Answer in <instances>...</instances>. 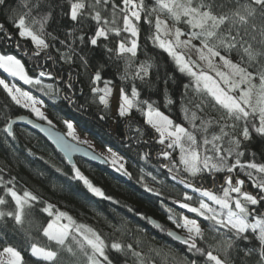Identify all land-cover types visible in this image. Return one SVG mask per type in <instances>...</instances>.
I'll return each instance as SVG.
<instances>
[{"label":"snow or ice","instance_id":"1","mask_svg":"<svg viewBox=\"0 0 264 264\" xmlns=\"http://www.w3.org/2000/svg\"><path fill=\"white\" fill-rule=\"evenodd\" d=\"M149 43L156 55H148ZM161 54L168 58L163 71ZM40 61H62L77 78L86 75L88 103L101 110L110 109L114 95L109 70L128 84L119 89L116 114L133 132L129 147L133 140L147 145L149 133L162 146L153 167L182 186L172 204L186 210L160 201L174 228L133 208V218L97 209L105 233L52 202L83 189L91 202L120 204L77 166L76 152L129 179L133 172L112 147L96 153L72 120L62 121L65 133L55 131L34 93L55 99L63 91L70 104L79 98L69 94L71 79L67 91L45 83L59 73ZM0 97V146L12 159L19 160L12 117L24 109L35 117L27 123L47 132L71 165L68 172L55 168L66 179L46 193L13 174L11 160L0 162V264H264V0H0ZM134 113L142 121L133 129ZM137 157L152 164L151 151ZM149 181L163 184L139 167L136 182L161 197Z\"/></svg>","mask_w":264,"mask_h":264},{"label":"trees","instance_id":"2","mask_svg":"<svg viewBox=\"0 0 264 264\" xmlns=\"http://www.w3.org/2000/svg\"><path fill=\"white\" fill-rule=\"evenodd\" d=\"M156 52L152 51V46L148 44V55H156ZM143 58V57H142ZM166 55H160L161 71L167 64ZM45 64L47 70L53 72L54 76L59 73V77L55 80H48L54 83V86H59L61 89L67 91L65 84L68 80H72L75 84V88L70 91V95L75 93V97H78L75 104H70L63 99V91L58 98H49L42 93H34L39 98L43 99L47 109L48 116L55 122H61L64 119H70L76 125L77 130L87 135L97 146L108 148L112 147L113 150L120 152L128 158L129 170L133 172V178L121 176L109 165H95L89 162H85L78 158L75 159V163L81 170L92 179L98 186H101L108 194L112 195L115 199L120 201L118 205H110L108 202H100L96 204L91 202V198L84 192L83 189L75 196L70 195L67 191L61 195L52 197V202L59 201L57 207L61 210H72L71 214L77 218L80 222L87 223L98 229H101L105 233L109 231L105 225V221L102 215L97 214V209L103 212L104 215H108L115 211L117 214H123L133 218L131 213H128V208L137 209L148 216L159 221L161 225L167 228H174V225L170 221H167L166 214L161 207L160 201L166 200L168 206L175 207L177 211L180 210L178 205H173L172 200L179 198V192L182 186L173 187L172 183H169V179L160 174V170L153 167L156 162V153L162 147L150 139L151 133H149L146 139H149V143L144 147L137 145L133 140L131 147L128 145L126 137L133 135V132L127 127L125 120L119 118L117 114L111 115L109 110H101L102 106L97 104L89 105L88 101L91 100L92 94L89 90L88 77L83 75L79 78L76 77L75 67L71 70L68 69L66 64L61 61L53 65L50 61H40ZM170 67V66H169ZM71 71L73 75L70 77L68 72ZM82 71V70H81ZM105 78L113 80L114 86L128 88V84L121 82L119 77L115 74V70H109L105 74ZM103 86L102 84L100 85ZM28 89V86H26ZM83 89V92L79 91ZM142 96H147V93H142ZM153 99H159L153 96ZM0 103H3L2 97H0ZM79 104H84L83 109L79 108ZM28 114L27 110L18 109L17 115ZM137 118V123L133 125V129L139 126L142 118L139 114L134 113ZM2 115V113H0ZM105 116V119H100V116ZM171 115L178 122L180 121V113L177 109L171 110ZM16 116V115H14ZM13 116V117H14ZM15 131L19 137L18 155L19 160H14L8 154V151L4 146H0V162L11 160L13 174H16L23 178L24 181H28L29 185L39 189L41 191H47L53 188V185L63 183L65 177L55 171L56 167L63 169L64 172H68L71 165L60 155L43 137L29 131L28 129L14 126ZM60 129V128H59ZM31 149L34 156L28 155L25 149ZM151 151L152 164L145 166V162L138 160L137 152ZM139 167H145V170H151L154 174L158 175V179L163 181L161 183H152L151 186L163 193L161 197L155 196L153 193H149L136 182ZM166 172V170H163ZM37 172H43L44 177L40 179H34ZM41 180L44 183H41ZM75 183V182H73ZM210 184V182H208ZM82 205H87V212L82 208ZM187 214V213H186ZM138 220L139 218H135ZM143 223V222H142ZM148 229L157 233L158 229H153L151 225H147ZM179 231V230H177ZM162 235V234H161ZM169 242L173 243L170 241ZM42 242V241H41ZM175 247L180 249L181 246L175 243ZM182 250V249H181Z\"/></svg>","mask_w":264,"mask_h":264},{"label":"water","instance_id":"3","mask_svg":"<svg viewBox=\"0 0 264 264\" xmlns=\"http://www.w3.org/2000/svg\"><path fill=\"white\" fill-rule=\"evenodd\" d=\"M19 115H23V116H25L26 117V119L25 120H19V119H17V117L19 116ZM19 115H16V116H14V117H12L13 119H16L17 120V123L14 125V126H18V127H22V128H25V129H28L29 131H31V132H33V133H35V134H37V135H39V136H41V137H43L60 155H62L63 157H64V152H63V150L54 142V140L48 135V133L47 132H45V131H41V129L40 128H35V127H33L31 124H28L27 123V119H33V120H35V117H31V116H29L28 114H19ZM37 123H41L42 125H43V127H45V128H47L48 127V125L46 124V123H44V122H40V121H36ZM55 131L56 132H59V133H64V132H62L61 130H59V129H57L56 127H55ZM70 142H71V139L70 138H67ZM72 143H74V142H72ZM81 148H87V146L86 145H81L80 146ZM97 153V152H96ZM76 158H78V159H80V160H83V161H85V162H89V163H92V164H95V165H99V166H101V165H106V164H104L102 161H100V160H92V159H90V157L89 156H85L84 155V153H83V151H80V152H76L73 156H72V160L75 162V159ZM65 159V158H64ZM66 160V159H65ZM67 161V160H66ZM68 162V161H67ZM69 164V163H68ZM70 165V164H69ZM150 217V216H149ZM152 218V217H151ZM152 219H154V218H152ZM156 220V219H155ZM157 221V223H159V221L158 220H156ZM160 224V223H159Z\"/></svg>","mask_w":264,"mask_h":264},{"label":"rangeland","instance_id":"4","mask_svg":"<svg viewBox=\"0 0 264 264\" xmlns=\"http://www.w3.org/2000/svg\"><path fill=\"white\" fill-rule=\"evenodd\" d=\"M192 55H193V58L195 59V53H193ZM46 79L47 78H45V83H53L52 81H48ZM24 87L27 90L26 85ZM118 96H119V88L114 86V95L110 98V109H108L109 113L111 115H114L117 113V107H118V103H119ZM49 119H51V118L49 117ZM51 120L53 121V124L55 125V127L57 129L60 128L59 130H61L64 133L66 132V128H65L62 121L61 122H55L53 119H51ZM77 134L79 135L80 139L89 141L93 145V147L95 148V151L98 154H104V155L107 154V148L97 146L87 135L80 133L78 130H77ZM149 182L151 183V181H149Z\"/></svg>","mask_w":264,"mask_h":264}]
</instances>
